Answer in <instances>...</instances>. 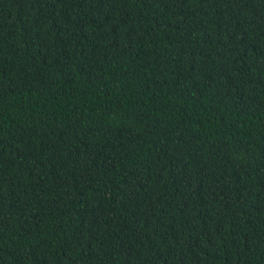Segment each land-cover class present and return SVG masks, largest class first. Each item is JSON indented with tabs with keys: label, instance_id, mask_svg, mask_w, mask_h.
Wrapping results in <instances>:
<instances>
[{
	"label": "trees",
	"instance_id": "16d2710c",
	"mask_svg": "<svg viewBox=\"0 0 264 264\" xmlns=\"http://www.w3.org/2000/svg\"><path fill=\"white\" fill-rule=\"evenodd\" d=\"M0 264H264V0H0Z\"/></svg>",
	"mask_w": 264,
	"mask_h": 264
}]
</instances>
